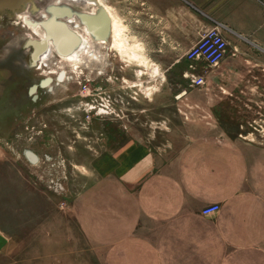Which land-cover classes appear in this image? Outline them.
Returning a JSON list of instances; mask_svg holds the SVG:
<instances>
[{
  "label": "rangeland",
  "instance_id": "374dc122",
  "mask_svg": "<svg viewBox=\"0 0 264 264\" xmlns=\"http://www.w3.org/2000/svg\"><path fill=\"white\" fill-rule=\"evenodd\" d=\"M103 2L127 23L121 0ZM55 9L69 13L56 20L84 36L93 54L76 66L56 50L44 64L31 62L26 44L42 39ZM99 14L87 0H29L16 15H0V231L7 240L0 239V264H105L107 197L137 192L113 184V169L115 175L122 168L112 158L132 163L136 153H122L132 145L162 149L186 133L195 142L205 129L216 144H264V105L231 104L238 114L218 120L207 114L217 113L216 105L201 104L218 97L260 101L262 68H250L257 79L234 74V87L225 89L219 66L227 53L215 67L150 56L132 18L125 35L138 58H122L88 43L82 17ZM193 76L205 85L192 86Z\"/></svg>",
  "mask_w": 264,
  "mask_h": 264
},
{
  "label": "crops",
  "instance_id": "0c3cea01",
  "mask_svg": "<svg viewBox=\"0 0 264 264\" xmlns=\"http://www.w3.org/2000/svg\"><path fill=\"white\" fill-rule=\"evenodd\" d=\"M121 1L123 26L136 23L138 44L149 46L150 56L184 58L217 28L228 44L219 66L223 87L233 88L238 73L257 79L250 68H262L264 81V0ZM201 104L216 105L208 116L227 120L238 114L231 104L264 105V97ZM202 133L201 140L186 133L162 149L132 145L122 152L136 153L132 163L113 156L122 168L115 175L113 169V184L137 192L107 197L105 264H264V144H216ZM212 205L218 212L203 216Z\"/></svg>",
  "mask_w": 264,
  "mask_h": 264
},
{
  "label": "bare ground",
  "instance_id": "6f19581e",
  "mask_svg": "<svg viewBox=\"0 0 264 264\" xmlns=\"http://www.w3.org/2000/svg\"><path fill=\"white\" fill-rule=\"evenodd\" d=\"M22 2L23 3H21L20 7L11 13L16 15L20 9H25L29 0H23ZM87 4L90 7L97 9L103 16L102 19L99 17L94 18L92 16L82 17V21L85 25L84 32L88 37V43L93 41L92 43L96 45L104 47L109 46V48L114 50L122 58L132 57L133 59H137L138 55L136 54V51L139 50V48L134 47L128 42L125 35L126 28L117 20V17L113 15L111 9L106 6L103 0H87ZM5 13L10 14L8 12H3L0 13V15ZM68 14L69 13H63L57 9L53 10L55 20L50 19L49 22L43 23L42 27L45 30V33L42 39L37 40L30 37L33 42L30 43L37 47V59L39 63L44 64L48 62L55 50L58 52V54H55L59 55L62 60L70 62L73 66L81 63V56H93V54L88 50V45L85 44V39L83 38L84 36L80 37L71 31L74 34L72 36L61 29L62 25H66L57 21L56 17L67 18L69 17ZM28 25L30 28H35L32 23H28ZM41 42L43 43L42 48L38 47V44ZM29 156L31 157V155Z\"/></svg>",
  "mask_w": 264,
  "mask_h": 264
},
{
  "label": "built area",
  "instance_id": "2783aa9c",
  "mask_svg": "<svg viewBox=\"0 0 264 264\" xmlns=\"http://www.w3.org/2000/svg\"><path fill=\"white\" fill-rule=\"evenodd\" d=\"M228 44L222 33L217 29H212L203 34L200 40L188 51L186 59L188 61H204L209 67H215L227 53ZM192 86H204L203 76H193ZM219 210L217 205H212L202 211L203 216H212Z\"/></svg>",
  "mask_w": 264,
  "mask_h": 264
},
{
  "label": "water",
  "instance_id": "95a60500",
  "mask_svg": "<svg viewBox=\"0 0 264 264\" xmlns=\"http://www.w3.org/2000/svg\"><path fill=\"white\" fill-rule=\"evenodd\" d=\"M23 0H0V13H3V12H13V11H15V10H17L19 7H20V5H21V3H23L22 2ZM60 28V27H59ZM61 29L63 30V31H65L67 34H69V35H74L70 30H69V28L67 27V26H64V25H62L61 26ZM40 44H42V45H40ZM40 44H38L39 46L38 47H43V43L41 42ZM27 45V48H29L30 49V58H31V62H33V63H35L36 62V60H37V53H38V51H37V47H35L33 44H31V43H27L26 44ZM31 49L33 50V51H31ZM42 50V49H41Z\"/></svg>",
  "mask_w": 264,
  "mask_h": 264
},
{
  "label": "flooded vegetation",
  "instance_id": "af4514ba",
  "mask_svg": "<svg viewBox=\"0 0 264 264\" xmlns=\"http://www.w3.org/2000/svg\"><path fill=\"white\" fill-rule=\"evenodd\" d=\"M69 12V11H68ZM100 15V14H99ZM80 17V16H79ZM81 19V18H80Z\"/></svg>",
  "mask_w": 264,
  "mask_h": 264
}]
</instances>
